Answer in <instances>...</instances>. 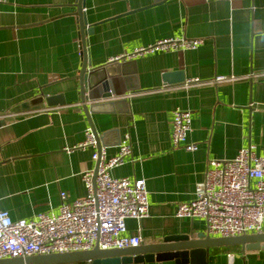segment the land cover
<instances>
[{"label": "crops", "instance_id": "crops-1", "mask_svg": "<svg viewBox=\"0 0 264 264\" xmlns=\"http://www.w3.org/2000/svg\"><path fill=\"white\" fill-rule=\"evenodd\" d=\"M76 1L0 0V211L13 222L56 214L61 192L67 202L84 198L81 175L95 169L93 149L74 148L90 129L79 96ZM83 13L93 27L87 37L91 67L121 69L138 89L122 96L126 103L112 113L91 114L96 133L106 134L108 157L129 134L131 156L111 176L145 181L148 216L126 220L127 234L149 245L206 232L204 220L175 214L193 200L208 163L232 160L249 145L264 155V81L247 78L264 71V0H85ZM176 38L204 44L110 61ZM177 71L185 82L165 85L163 74ZM218 76L239 80L216 83ZM57 95L64 105L15 112L34 98ZM178 109L192 115L188 142L197 144L196 152L171 144L172 112ZM207 256L208 264H264L262 249L221 246Z\"/></svg>", "mask_w": 264, "mask_h": 264}, {"label": "built area", "instance_id": "built-area-1", "mask_svg": "<svg viewBox=\"0 0 264 264\" xmlns=\"http://www.w3.org/2000/svg\"><path fill=\"white\" fill-rule=\"evenodd\" d=\"M203 44L200 39H159L110 61H129L158 52L194 51ZM247 78L264 81V71L251 72ZM214 79L216 83L239 80L221 76ZM191 123L190 112L180 109L172 112L170 133L174 148L196 152L197 144L188 142ZM84 136L85 140L74 148L93 149L91 161L97 165L95 178L91 170L81 175L86 196L67 202L66 194L61 192L56 214H39L29 221L13 222L7 212L0 211V260L85 252L94 247L120 250L142 243L139 236L127 234L125 222L128 219L139 222L148 216L145 181L111 176V171L131 156L129 134L123 135L111 157L105 146L97 150L90 129ZM207 168L193 200L181 203L176 217L204 220L206 232L213 238L264 233V155H256L254 146L249 145L232 160H213Z\"/></svg>", "mask_w": 264, "mask_h": 264}, {"label": "water", "instance_id": "water-1", "mask_svg": "<svg viewBox=\"0 0 264 264\" xmlns=\"http://www.w3.org/2000/svg\"><path fill=\"white\" fill-rule=\"evenodd\" d=\"M161 1L164 0H154V4L156 5ZM84 4L85 0H77L75 5L82 56V64L78 73L79 96L82 111L96 140V148L99 150L105 146L106 134L99 136L96 133L91 121V114L94 111L112 113V107L126 103V100L121 98L122 96L128 92H136L138 89L130 87L128 80L131 75L124 73L121 69L110 73L108 67L105 69H93L91 67L87 37L92 34L93 27L87 25L85 15L82 12ZM114 64L120 65L118 62ZM162 80L165 85L173 86L182 85L185 82L180 71L164 73ZM113 99L114 101H112ZM44 103L47 107L53 108L64 105L65 101L62 95L37 97L21 104L15 109V112L28 113L39 109ZM3 124L4 121L0 120V126ZM96 171L97 165L94 169V178ZM221 246H240L243 251L264 250V233L232 238H212L207 232L198 233L195 237L192 233L181 236L172 235L163 237V241L157 244L139 245L120 250H100L98 247H94L85 252L4 259L0 260V264H150L163 261H174L175 264H208L209 249Z\"/></svg>", "mask_w": 264, "mask_h": 264}]
</instances>
